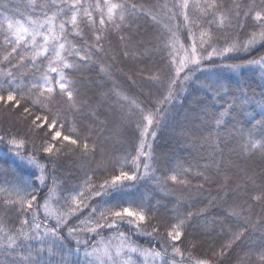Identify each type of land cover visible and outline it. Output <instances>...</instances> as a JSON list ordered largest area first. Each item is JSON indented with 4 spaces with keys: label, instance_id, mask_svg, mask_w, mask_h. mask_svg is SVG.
Here are the masks:
<instances>
[{
    "label": "trees",
    "instance_id": "1",
    "mask_svg": "<svg viewBox=\"0 0 264 264\" xmlns=\"http://www.w3.org/2000/svg\"><path fill=\"white\" fill-rule=\"evenodd\" d=\"M42 2L37 0L38 4ZM117 2L126 5L125 20L117 21L116 26H108L107 39L103 43L105 51H93L87 62H81L76 56L68 57V62L75 65L64 70L75 86L74 107L58 93L54 105L47 106L51 112L32 106L28 100H21V106L29 107L32 113L26 120H21L20 111H10L0 103V137L4 138V142L0 143V189L6 190L0 191V245H3L0 247V264H13L14 261L21 264L16 252L10 249L6 251L8 237L19 238L21 229L34 235V223L41 225V234L45 228H57L59 239L46 237L47 242L43 245L42 255L51 264H59L61 260L64 264H85L86 259H91L85 257L86 251L101 247L103 241H108V244L120 243L119 233L124 234L125 244L138 249L123 257L127 260L130 255L132 264H162V259L168 264H196L209 258H212V264H262L264 203L253 202L252 197L264 190V149L245 151V145L251 148L249 137L252 140L264 139V126L256 124L264 120V66L245 64L240 69L231 70L223 65L260 60L264 57V48L257 45L247 52L231 53L232 59L214 56L211 60H205L202 70L185 85L178 97L161 108L165 93L163 84L170 75L169 53L183 58L185 52L181 46L190 50L194 37L189 34L182 17L173 19L170 16L173 0ZM237 2L246 10L250 0ZM6 3L8 10L5 14L13 21L26 22L29 16L42 19L41 9L30 8L29 0H0V5ZM222 3L230 8L233 0H222ZM256 3L259 5L261 0H256ZM131 5H135V11L129 7ZM6 23L0 16V24L6 28ZM197 23L204 21L198 20ZM254 23L251 18L241 16L238 22L234 21L223 30L211 28V33L219 37L212 47L223 48L225 40L229 43L246 40L249 32L257 30L252 27ZM81 29L82 37L74 32L68 36L72 44L77 48L94 44L88 28L81 25ZM167 29H171L177 37L174 51L165 47L170 40ZM198 32L199 29H192L196 37ZM3 39V33H0V46ZM203 47L206 51H202L197 43V52L207 56L212 49L208 44ZM47 63V60L43 61L45 66ZM9 68L0 64V71ZM22 72L23 84L34 82L31 71ZM50 75L54 80L58 79L56 73ZM218 80L225 86L219 93L206 86ZM136 105L145 109V116L161 111L162 118L156 116L157 123L147 129L148 133L155 132V138L150 134L142 136L147 125L141 122ZM57 111L65 117L63 128L58 130L64 135H72L81 144L66 148L62 145L68 142L58 143L61 152L51 165L48 160L37 156L41 164L49 165L44 184L39 187L37 202L40 207L21 212L18 204H6L5 201L17 198L13 185L19 177L27 178L36 171L19 158L36 155L41 144V133H29L30 121L35 116H48L51 120V113ZM9 127L15 133H9ZM13 137L25 140L19 155L14 154L7 143ZM81 138L87 140V153L82 150ZM142 140L144 151L150 152L152 157L148 160L151 165L148 176L138 171L139 179L130 182V186L118 198L134 201L142 197L153 206L152 215L163 218L166 224H175L176 217H187L183 229L185 236L181 241L173 242L168 238L164 226L159 228L158 233L153 232L158 219L140 229L121 224L118 228L98 230V234L89 232L87 228L93 225L81 224L89 214L88 209H84L83 215L76 213L69 216L65 223L57 227L56 215H50L43 209L45 200L52 202L53 210L58 214L66 212L67 197L75 195L89 177L94 183H102V177L115 175L111 171L112 164L117 160L130 161L137 155ZM148 145H151L150 149ZM172 174L187 183L152 179L153 175L165 178ZM91 203L95 206V202ZM24 219L29 223L23 224ZM69 229L76 231L69 235ZM240 231L244 232L242 239L233 241L232 234ZM228 244H231V248L225 250L222 257L215 255L221 252L223 245ZM31 247L37 249L41 245L32 241ZM49 247L51 252L48 251ZM173 247L179 248L183 255L173 254ZM115 249L109 247L113 256ZM165 249L167 255H164ZM152 250L160 252L161 257L144 255ZM24 254L27 255V252Z\"/></svg>",
    "mask_w": 264,
    "mask_h": 264
},
{
    "label": "snow or ice",
    "instance_id": "2",
    "mask_svg": "<svg viewBox=\"0 0 264 264\" xmlns=\"http://www.w3.org/2000/svg\"><path fill=\"white\" fill-rule=\"evenodd\" d=\"M28 6L32 9L40 8L42 19H32L29 16L26 22L21 20L13 21L5 14L6 10H8V4L0 5V9H3L0 10V16L7 22L6 28L3 24H0V33H3L4 36L2 46H0V53H2L0 55V64L10 66L8 70L0 71V76L3 77L0 80V103H3L10 111H20L21 120H26L32 115L29 107L21 106V100H28L32 106H39L51 112V109L47 108V106L50 104L54 105V98L58 93L66 98L69 105L75 106V86L64 72L65 69L75 67V65L68 62V57L76 56L80 58L81 62H87L93 51L103 53L105 51L103 43L107 39L108 26H116L117 21L123 22L126 10V5L122 2H117V0H103L102 3L101 0H43L40 4L37 3V0H29ZM129 7L133 11L136 10L135 5ZM172 9H177V11L174 12ZM93 13H96V15L94 16ZM169 13L173 19L176 16L182 17L185 27L194 38L192 39L190 50L183 49L181 46V49L185 52L183 58H179L178 54L173 56L172 52L169 53L170 75L163 84L165 93L161 108L163 104H171L178 97L179 92L184 90L185 85L193 80L197 72L202 70V64L205 60H211L214 56L232 59L234 57L229 55L231 53L247 52L254 49L257 45L264 48V0H261L259 5L256 0H250L246 10L242 8L237 0H233L230 8L226 7L222 0H173ZM241 16L251 18L256 22L252 27L257 30L249 32L248 38L244 41L233 40L229 43L225 40L223 48L212 47L213 42L218 40L219 37L214 36L210 29L215 27L223 30L226 26L232 25L234 21L238 22ZM152 19L156 20V17L152 16ZM198 20H203L204 23H197ZM81 25L87 27L91 32L94 44H84L82 47L77 48L68 39V36L74 32L77 36L82 37ZM240 26L243 27V25ZM165 27L167 28V26ZM193 28L199 29L198 37L192 33ZM167 31L170 34V40L165 47L174 51L177 37L171 29H167ZM121 39L123 40L124 37H121ZM197 43H199L202 51H206L203 46L208 44L212 49L211 52L207 56L199 55ZM82 52L86 54L81 55ZM44 60L48 62L46 66L43 64ZM54 64L56 65L55 67H53ZM245 64L249 66H264V57L260 60L250 59L243 64H226L223 67L237 70L244 67ZM22 70L31 71L34 82L27 85L23 84L21 82L23 78ZM36 73L40 74L36 75ZM50 73H56L58 79L54 80ZM206 86L215 89L217 93L225 87L219 80ZM124 99L127 100L128 98L124 97ZM131 103L135 104L134 101H131ZM136 108L141 114V122L147 125L142 136L150 134L155 138V132L148 133L147 129L157 123L156 116L162 118L161 111L157 110L155 115L149 114L145 116L143 114L144 108L139 105H136ZM68 110L70 111L71 108ZM51 114V120H49L48 116H35L30 121L29 133L37 131L41 133V144L36 151V155H24L19 158L27 166L36 169V171L32 172L27 178L19 177L18 181L13 185V193L17 198L5 201L6 204H18L21 212L40 207L37 202L40 195L39 187L44 184L46 169L61 152V148H58L57 144L61 141L68 142L67 145H62V147L66 148L78 147L81 144V141L74 139L72 135H64L61 130H58L63 128L62 121L65 117L58 111ZM256 124L264 126V120L257 121ZM139 126L137 124L138 128ZM81 139L82 150L87 153L89 151L87 140ZM3 142L4 138L0 137V143ZM7 143L16 155H19L20 150L25 146L23 138L17 139L13 137ZM248 143L251 148L249 149L245 145V151L257 148L264 149V139L252 140L249 137ZM147 147L150 149L151 145ZM144 148L145 144L142 140L137 155L132 157L130 161L127 159L123 162L120 160L115 161L112 164L111 171L116 174L102 177V183H94L89 177L75 195L66 198L67 211L56 215L57 227L65 223L69 216H74L76 213L83 215L84 209H88L89 214L81 221V224L85 226L93 225L87 228L89 232L98 234V230L118 228L121 224L134 225L137 229H140L142 226L151 224L153 220L158 219V225L153 227V232L158 233L159 228L164 226L168 238L173 242L181 241L182 237L185 236L183 229L185 228V219L187 217L185 219L176 217L177 222L175 224H166L163 218H157L152 215L154 212L153 206L147 204L142 197L134 201L118 198L120 193L130 186V182H136L139 179L137 172L141 167L139 163L141 157L148 160L152 159L150 152H145ZM37 156L48 160L49 165L41 164ZM150 167L149 163L143 164L145 177L148 176ZM126 168H131L132 170H125ZM102 170L108 171L107 168ZM200 175L203 174L201 173ZM152 179L170 180L179 184L187 183L186 180L180 179L176 174L165 178L153 175ZM204 179H207V177H204ZM249 179L251 180V177ZM0 191L6 190L0 189ZM9 194L11 195L12 193ZM252 200L253 202L264 203V190H261L260 195L253 196ZM91 202H95V206ZM43 207L47 212V200H45ZM49 214L51 215L52 213ZM190 216L191 213L188 214V217ZM28 223L27 219L23 220V224ZM33 228L35 230L34 235H30L28 231L21 229L19 238L9 236L6 251L10 249L12 252H16L21 264H51V261L45 259L42 255L44 251L43 245L47 242L46 237L59 239L57 228H45L43 234L39 232L41 228L39 223H34ZM68 231L69 235H71L76 229H69ZM232 236L233 241H239L244 236V232L233 233ZM118 238H120V244L116 246L115 256L109 251L108 245H105L102 249L93 247L91 251L85 252L86 258L91 257V259H86L85 264H132L130 255L127 260H124L123 257L126 254L137 252L138 249L124 243L123 233H119ZM32 241L38 242L41 247L32 249ZM84 243L86 244L87 242ZM0 247H3V245H0ZM230 248L231 244L223 245L221 252L215 255L222 257L225 254V250ZM48 251L51 252V247L48 248ZM172 251L173 254L183 255L179 248L173 247ZM25 252H27V255L24 254ZM144 255L161 257L162 254L152 250L146 251ZM164 255H167L166 249ZM260 260L264 264V252L261 253ZM13 264H15V261ZM59 264H64V261L61 260ZM162 264H168V262L162 259ZM196 264H212V258L199 260Z\"/></svg>",
    "mask_w": 264,
    "mask_h": 264
},
{
    "label": "rangeland",
    "instance_id": "3",
    "mask_svg": "<svg viewBox=\"0 0 264 264\" xmlns=\"http://www.w3.org/2000/svg\"><path fill=\"white\" fill-rule=\"evenodd\" d=\"M0 78L1 79H3V77L2 76H0ZM14 119H18L17 117H14ZM12 121V120H11ZM13 122V121H12ZM9 133H11V134H13V133H15V131H14V129H12V128H10L9 127ZM3 134H4V132H3ZM2 134V135H3ZM8 135V134H7ZM114 158V157H113ZM140 165H141V167H140V169H139V171H142L143 173H144V169H143V164H145V163H148V159H145L144 157L143 158H141L140 159ZM44 205V204H43ZM43 209H44V211H46L45 210V208L43 207ZM54 209V207H53V205H52V202L51 201H48V210H47V213H52V214H54V215H57L58 214V212L55 210H53ZM120 243H113L112 242V244H108V241H103L102 242V244H101V247H99V248H103L105 245H108V248L109 247H116L117 245H119Z\"/></svg>",
    "mask_w": 264,
    "mask_h": 264
}]
</instances>
